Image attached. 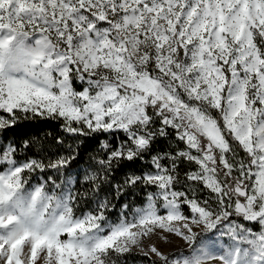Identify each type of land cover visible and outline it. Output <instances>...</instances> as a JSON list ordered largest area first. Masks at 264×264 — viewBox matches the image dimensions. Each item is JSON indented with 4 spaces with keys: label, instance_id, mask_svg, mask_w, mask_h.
<instances>
[{
    "label": "snow or ice",
    "instance_id": "obj_1",
    "mask_svg": "<svg viewBox=\"0 0 264 264\" xmlns=\"http://www.w3.org/2000/svg\"><path fill=\"white\" fill-rule=\"evenodd\" d=\"M0 264H264V0H0Z\"/></svg>",
    "mask_w": 264,
    "mask_h": 264
},
{
    "label": "trees",
    "instance_id": "obj_2",
    "mask_svg": "<svg viewBox=\"0 0 264 264\" xmlns=\"http://www.w3.org/2000/svg\"><path fill=\"white\" fill-rule=\"evenodd\" d=\"M58 131V129L52 124H40V125H21L19 126L14 133H10V135H15L17 137H23L29 134H43L46 131Z\"/></svg>",
    "mask_w": 264,
    "mask_h": 264
}]
</instances>
